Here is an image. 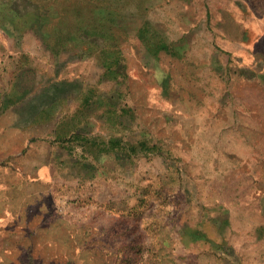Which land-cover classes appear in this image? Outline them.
Returning a JSON list of instances; mask_svg holds the SVG:
<instances>
[{
	"label": "rangeland",
	"instance_id": "rangeland-1",
	"mask_svg": "<svg viewBox=\"0 0 264 264\" xmlns=\"http://www.w3.org/2000/svg\"><path fill=\"white\" fill-rule=\"evenodd\" d=\"M142 1L189 48L154 61L128 38L113 81L84 29ZM11 2L0 264H264V0Z\"/></svg>",
	"mask_w": 264,
	"mask_h": 264
},
{
	"label": "crops",
	"instance_id": "crops-1",
	"mask_svg": "<svg viewBox=\"0 0 264 264\" xmlns=\"http://www.w3.org/2000/svg\"><path fill=\"white\" fill-rule=\"evenodd\" d=\"M22 1L25 0H12V2L8 4V6L13 5L14 8L12 9L17 12V15H23L24 13H21L20 10H17V8H15L21 5ZM148 4H149L148 2L142 1L140 4L136 6L137 9V11L135 12V17L137 19L136 21L134 20V15L131 16L129 15L131 17L130 20H127L128 19L127 17L122 18L120 19V23L118 26H116L117 19H113L112 17H105L104 15H101V12L91 10L92 11L91 13L93 14V18L95 19L97 26H94L93 29H90L91 27L84 29L85 32L93 30L94 33L91 41L89 42H86L87 40L84 41V43H88V45H84L87 47L83 51L89 54L92 53L94 55V58L98 62H100V64L102 62V65L104 64L107 73H111L110 71H113L116 68V63L119 59V56L123 57L121 42L126 41L128 38L129 39L131 38V40L135 42L137 47L141 48L143 52L145 51L144 53H146L147 56L152 57V60L154 61H157L159 55L162 53L169 54L173 57H180V55L184 53L183 51L186 48H189L190 41L187 40L186 34L179 36L177 39L170 38L169 35L167 34V31L165 30L164 26L161 23L150 19L149 15L146 14L147 7H149ZM45 6L48 7V4ZM68 9L69 11H71L70 7H68ZM76 9L72 8V11L73 10L75 11ZM78 11L81 14L83 13L82 9L80 11L78 8L76 12ZM163 18L165 19V21L162 22H166L167 20V22L177 24L175 21L170 19V17L168 18L163 17ZM115 28H117L119 33H121L120 37L122 36V34H124V36L121 38L120 43L118 42L117 37H114ZM106 54L107 56H105ZM107 57H109V60H105ZM112 75H113L112 80L116 81L117 75L115 74ZM125 75L126 74L123 73L120 76L125 77ZM117 83L115 82L114 84L115 85L114 95L117 94V87H118ZM50 90H52L51 87H47V91H45V89H43L42 87L39 90L37 89V91L32 95L37 96V94L39 95L44 92L46 93ZM101 99L104 98L101 97Z\"/></svg>",
	"mask_w": 264,
	"mask_h": 264
},
{
	"label": "trees",
	"instance_id": "trees-1",
	"mask_svg": "<svg viewBox=\"0 0 264 264\" xmlns=\"http://www.w3.org/2000/svg\"><path fill=\"white\" fill-rule=\"evenodd\" d=\"M121 57L119 56V59H118V61H117V63H116V68L113 70V71H110L112 74H115V75H117V76H119V75H122L123 73L121 72V71H119V69H120V66H121V59H120ZM118 65V66H117Z\"/></svg>",
	"mask_w": 264,
	"mask_h": 264
}]
</instances>
